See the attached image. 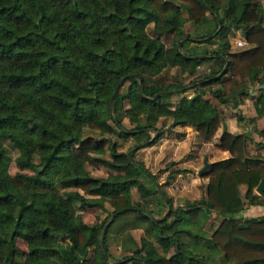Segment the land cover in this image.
Segmentation results:
<instances>
[{"label":"trees","instance_id":"trees-1","mask_svg":"<svg viewBox=\"0 0 264 264\" xmlns=\"http://www.w3.org/2000/svg\"><path fill=\"white\" fill-rule=\"evenodd\" d=\"M187 21L207 27L195 41L216 43L213 50L188 53L189 34L166 47L147 32L152 24L157 36L174 33ZM233 27L247 46L231 50ZM207 61L213 69L199 80H156L177 63L193 72ZM261 73L258 0H0V264H217V252L227 264H264V215L235 217L245 204H264V191L254 192L264 178V152L225 125L229 102L236 107L237 96L249 95L247 82H258ZM253 107L252 124L264 115L263 90ZM164 120L192 127L202 144L214 143L228 157L201 174L207 179L202 198L170 219L154 220L132 203L131 189L141 197L157 194L165 205L135 155L163 136L167 128L158 124ZM255 131L264 136V128ZM115 137L132 139L134 150L118 152ZM11 163L29 173L11 174ZM95 165L109 173L93 175ZM105 200L109 217L86 224L81 211L103 209ZM213 212L221 220L206 235L203 219ZM137 228L145 229L139 240L131 233ZM114 230L111 239L123 253L117 259L108 243Z\"/></svg>","mask_w":264,"mask_h":264},{"label":"rangeland","instance_id":"rangeland-1","mask_svg":"<svg viewBox=\"0 0 264 264\" xmlns=\"http://www.w3.org/2000/svg\"><path fill=\"white\" fill-rule=\"evenodd\" d=\"M263 7L264 12V0H258ZM147 32L149 35L153 37H158L166 47H171L174 40L176 39V35H180L178 38V42L184 41L186 39V35L189 34L193 40H189V44L187 47H184L186 52L194 53L199 52L202 48H207L208 50H213L216 46L215 44H206L201 43L200 41H195L196 39H201V36L207 33V27L197 26L192 21H187L180 30L175 31L174 33L163 34L157 36L153 31V25L149 24L147 27ZM199 36L196 38V36ZM231 50H236L241 47L247 46V44L239 46L238 41H245L242 30L232 28V33L229 36ZM183 50V49H182ZM184 50V51H185ZM213 62L207 61L200 65H198L194 71H191L189 66H183L180 64H175L174 66L165 68L161 74L156 77L159 82L162 84H170V83H183L187 84L193 80H199L204 77L207 73L212 71ZM262 78L258 82L250 83L247 82L246 92L250 94L256 95L259 89L264 91L263 87H259L264 84V75L261 73ZM124 88L121 89V92H124ZM193 93V90L189 89L186 92V95L189 96ZM248 97V96H247ZM246 96L239 95L237 100L242 101L243 107L240 109L238 105L232 104V101L229 102L228 111L225 116V124L226 121H230L232 124V130L235 133H246L251 138V144L249 145L252 150H256L257 143L260 144V150L264 148V136H260L256 131L255 127L260 126L264 127V121L262 123H257L255 121L253 124L248 121L247 115H244L243 112L249 113L253 110V105L250 99H247ZM178 99V96L173 95L170 97V101L174 104ZM239 102V101H238ZM127 103L124 102L125 107ZM239 104V103H238ZM252 107V108H251ZM243 116V119L239 120L237 117ZM142 120V119H141ZM144 120H142V123ZM124 123L127 127H133L124 119ZM161 128H167L164 131L163 136L159 138L153 145L139 149L136 151V159H140L143 161L147 170L153 175L155 181L154 183L158 186L160 192L163 193V196L166 199L165 205H163L159 199L158 195L154 194L150 197H141L140 193L137 191L135 187L131 189V199L134 205H138L144 212L148 215L152 214L155 218H163L170 219L174 215V210L178 207L185 208L187 202H192L194 200H198L205 195V186L207 183V179L202 177V173L206 171L204 168L205 162H214L216 160H220L225 158L227 155L223 154V151L217 149L214 143L211 144H202L196 134L190 126H171V122L169 120H164L158 124ZM220 130L218 131L217 136L220 134ZM152 139L157 137L155 132L151 134ZM31 141L35 147L36 152H38V148L35 143V137L31 136ZM118 141V152L128 151L133 148L134 142L132 139H121L115 137ZM218 138V137H217ZM134 150V149H132ZM13 156L17 155V151L12 148ZM37 153L35 154L36 159ZM90 172L93 175L97 176H106L109 172L101 166L95 165L89 167ZM203 170V171H201ZM9 171L11 174L16 172H27L29 170L19 169L14 163H11L9 167ZM147 188L152 187L153 182L151 180L143 181ZM245 191V186H240V192L243 194ZM255 192V190H254ZM257 195V192H255ZM170 201V206L168 204V200ZM105 208L103 209H87L82 210L81 213L83 215V219L86 224L93 225L95 223H100L103 220H106L112 208L109 205V200H105ZM264 215V204L257 206H248L245 204V207L242 212L236 214L235 217L241 219L245 217H259ZM204 223L202 225V230L206 235H210L214 229L217 227L221 220V216L217 213H211L208 217H206ZM125 220H121L120 223ZM116 230H114L110 234V238L108 239L109 250L112 252L114 256L113 259L120 258L123 253L119 251V247L117 242L111 239ZM132 235L136 240H139L145 234L144 228H137L131 230ZM151 240H153L151 238ZM17 247L22 250V252H26L27 246L26 243L20 239L16 242ZM206 246L212 245L211 242H207ZM213 250V247H211ZM213 252H217L213 250ZM219 253H216L215 262L217 264H227L222 261ZM168 255V254H167ZM233 264V263H228Z\"/></svg>","mask_w":264,"mask_h":264},{"label":"crops","instance_id":"crops-1","mask_svg":"<svg viewBox=\"0 0 264 264\" xmlns=\"http://www.w3.org/2000/svg\"><path fill=\"white\" fill-rule=\"evenodd\" d=\"M259 87H263L264 88V84L263 85H261V86H259ZM257 92H259V90L257 91ZM256 92V93H257ZM253 96H254V94H250V95H248V97H247V99H245L244 101H246V100H248V99H250L251 100V102H252V105H253ZM238 97V96H237ZM239 102V104H238V107L240 108V109H242V107L244 106L243 105V103H242V101H240V100H238ZM252 108V107H251ZM244 113V115H247V117H254L255 115H256V113H255V110H254V107H253V110L251 111V112H249V113H246V112H243ZM256 121H257V123H262L263 121H264V115H262V116H260V117H257L256 118ZM226 127H227V129H228V131H230V132H232V133H235V132H233V128H232V124H230V121H226ZM258 128L260 127V126H257ZM261 128H264V127H261ZM223 154H225V155H227L228 153L226 152V151H223ZM228 156H226L225 158H227ZM224 159V158H223ZM221 160V159H220ZM217 161V160H216Z\"/></svg>","mask_w":264,"mask_h":264},{"label":"water","instance_id":"water-1","mask_svg":"<svg viewBox=\"0 0 264 264\" xmlns=\"http://www.w3.org/2000/svg\"><path fill=\"white\" fill-rule=\"evenodd\" d=\"M140 82H141V79H140ZM213 162H205V165H204V168L203 169H205V168H207L209 165H211ZM201 171H203V170H201ZM255 192H257L258 194H261L263 191H264V178H262L260 181H259V183L257 184V186L255 187ZM161 193V195L163 196V193L162 192H160ZM164 198V201L166 202V199H165V197H163ZM154 218V217H153ZM162 219H164V217L163 218H159V219H157V218H154V220H162Z\"/></svg>","mask_w":264,"mask_h":264},{"label":"built area","instance_id":"built-area-1","mask_svg":"<svg viewBox=\"0 0 264 264\" xmlns=\"http://www.w3.org/2000/svg\"><path fill=\"white\" fill-rule=\"evenodd\" d=\"M239 46H242V45H245V44H247V42L246 41H238V43H237Z\"/></svg>","mask_w":264,"mask_h":264}]
</instances>
